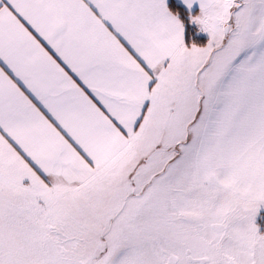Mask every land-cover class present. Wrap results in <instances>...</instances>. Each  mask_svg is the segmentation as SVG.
Listing matches in <instances>:
<instances>
[{
    "label": "snow or ice",
    "instance_id": "6c2138e0",
    "mask_svg": "<svg viewBox=\"0 0 264 264\" xmlns=\"http://www.w3.org/2000/svg\"><path fill=\"white\" fill-rule=\"evenodd\" d=\"M0 264H264V0H0Z\"/></svg>",
    "mask_w": 264,
    "mask_h": 264
}]
</instances>
